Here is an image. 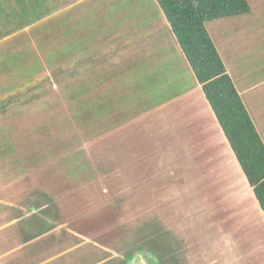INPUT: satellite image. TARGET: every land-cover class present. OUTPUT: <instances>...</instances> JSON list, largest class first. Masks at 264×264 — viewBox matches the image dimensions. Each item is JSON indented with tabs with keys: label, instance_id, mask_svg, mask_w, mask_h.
Returning <instances> with one entry per match:
<instances>
[{
	"label": "rangeland",
	"instance_id": "rangeland-1",
	"mask_svg": "<svg viewBox=\"0 0 264 264\" xmlns=\"http://www.w3.org/2000/svg\"><path fill=\"white\" fill-rule=\"evenodd\" d=\"M260 22L248 25L242 39L233 37L235 55L253 67L264 64V16ZM41 25L0 41V53L22 52L25 61L17 68L0 58V102L31 83L30 93L0 112V264H127L133 253L132 264H209L200 254L225 238L215 216L171 169L160 175L138 166L113 151L111 135L98 136L93 121H82L71 98L80 72L67 82L56 77L61 65L48 59ZM230 235L249 245L264 240V232ZM247 250V262L229 254L216 264H264L262 253L253 254L258 249Z\"/></svg>",
	"mask_w": 264,
	"mask_h": 264
},
{
	"label": "crops",
	"instance_id": "crops-1",
	"mask_svg": "<svg viewBox=\"0 0 264 264\" xmlns=\"http://www.w3.org/2000/svg\"><path fill=\"white\" fill-rule=\"evenodd\" d=\"M249 3L256 15L251 7L206 27L264 142V64L238 59L233 42L263 19L264 0ZM24 8L31 9V20L21 25ZM41 23L48 59L61 65L56 77L67 82L80 72L79 93L71 98L82 121H93L98 136L111 135L113 151L138 166L161 169L160 175L171 169L170 176L192 185L199 206L215 216L225 238L202 251L200 261L216 264L231 254L247 262L250 246L264 256L263 239L249 245L230 235L249 230L261 236L264 212L158 0H0V41ZM23 54L0 58L18 68ZM30 84L10 93L18 95L15 102L31 92Z\"/></svg>",
	"mask_w": 264,
	"mask_h": 264
},
{
	"label": "trees",
	"instance_id": "trees-1",
	"mask_svg": "<svg viewBox=\"0 0 264 264\" xmlns=\"http://www.w3.org/2000/svg\"><path fill=\"white\" fill-rule=\"evenodd\" d=\"M264 212V142L206 23L248 14V0H158ZM22 9L25 21L29 11ZM27 18V19H26ZM4 33H0V37ZM18 95L0 102V112ZM134 255V253H133ZM133 257V256H132ZM131 257V258H132Z\"/></svg>",
	"mask_w": 264,
	"mask_h": 264
},
{
	"label": "water",
	"instance_id": "water-1",
	"mask_svg": "<svg viewBox=\"0 0 264 264\" xmlns=\"http://www.w3.org/2000/svg\"><path fill=\"white\" fill-rule=\"evenodd\" d=\"M140 254H143V255H145L146 254V252L144 253V251L143 252H141ZM137 254H135V255H133V257L132 258H130V260L127 262V264H132V262L133 261H136V259H137ZM154 264V263H153ZM157 264V263H156Z\"/></svg>",
	"mask_w": 264,
	"mask_h": 264
}]
</instances>
